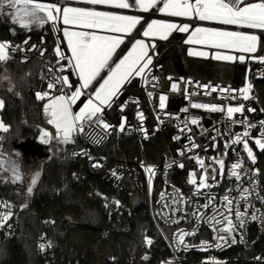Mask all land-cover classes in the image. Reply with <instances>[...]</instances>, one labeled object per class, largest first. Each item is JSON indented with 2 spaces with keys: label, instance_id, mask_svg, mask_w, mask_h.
Masks as SVG:
<instances>
[{
  "label": "built area",
  "instance_id": "1",
  "mask_svg": "<svg viewBox=\"0 0 264 264\" xmlns=\"http://www.w3.org/2000/svg\"><path fill=\"white\" fill-rule=\"evenodd\" d=\"M51 3H59L62 6L73 7H95L98 11H111L117 14L123 15H138L142 16L141 24L133 31L129 36H125L124 43L116 51L112 57V66L115 65L119 57L127 50L134 39L141 38L145 40L148 45L155 44L153 50L149 47V55L153 57L152 64L149 69L145 70L142 76H135L133 74L130 77V82L125 81L120 87L118 97L114 99L111 107H105L103 118L104 120L113 125V128L109 129L107 133L102 128H97L96 135L100 137L99 142L87 135L77 136L75 139L79 142L80 146L74 148L70 152L72 158H77L85 162L86 171L92 176L100 177L105 183L114 188L123 187V182L128 180L134 188L143 192L146 195L148 201V211L150 218L157 229L159 236L167 246L170 256L167 260L161 262V264H181L184 258L180 257L179 253H199L203 255V258L197 262V264H206V262H219V264H226L229 262H252V263H264V248H259L264 244V222L257 220L252 221L250 219L251 213L255 209H261V213H264V204L255 198L253 195L252 200L253 207L248 208V216L243 228H238L236 234V243L224 247H215L216 240L214 237L217 235L210 224L200 222L198 223L196 218L192 215L194 212L204 213V215L212 216L213 212L211 208L204 209L200 207L206 203L205 197L208 194L214 195L216 201L214 202L216 207L222 205V197L226 194L228 189H233L227 194L234 200H239V190L236 188L237 182L234 177H229L228 172L230 166L237 159L244 161L243 168L240 169L244 172L245 169L253 170L258 169L260 175L253 178L258 180V191L261 195H264V151H261L254 143L253 139H249V146L252 147L254 155L256 157V163L252 164L249 161L246 152L243 151L242 144H232L230 148L225 149V143L231 144L234 139V133H241L245 129L242 125L232 124L230 120L226 118V114L223 112H209L202 108H192L191 103H209L217 104L220 106H238L243 103L245 108L253 107L257 109L255 112H245L248 121L257 125L256 128L250 130V136L259 138V121L264 120V63L258 60L250 59L252 54L240 53L230 50H219L224 54L233 56L245 55V61L241 62L238 59L234 61H217L211 58L217 49L194 45L196 49H201L209 53L208 57L201 56H189V45L184 43L187 38V33H180L173 31L167 40H160L157 38H144L141 33L152 19H161L167 22H175L177 24L188 23L192 27H214L229 31H247L257 35H261L264 39V33L261 30L256 29H241L237 26L222 25L213 21H198L189 20L181 17H171L161 13L158 8L162 5H158L157 9L150 10L147 13L141 12L137 8L131 9H114L109 6H92L86 5L77 0H48ZM142 25V26H141ZM141 26L139 34H135ZM63 25L60 23L57 25V31H53L51 23L45 24L37 30H28L22 32L17 39H10L3 42H9L13 46H19L18 50L14 53H10L14 57L11 59L23 65H26L32 61H38V74L34 84V93L41 91L46 85V81L41 79V76H50L47 68L50 66H57V57L55 55V48L58 41L60 42L61 50L68 56L70 51L67 49L65 38L63 37ZM192 29V28H191ZM90 31V30H87ZM91 32V31H90ZM27 41V43H24ZM32 46H35L34 50ZM46 50L45 54L41 56L40 51ZM155 53V54H154ZM264 53L257 52L255 55L259 56ZM25 61V62H22ZM62 64H66V61H61ZM72 81H77V76L72 73L71 69H68L65 73L69 74ZM108 70L105 69L101 76L86 90L85 96L81 97L82 101H85L94 92V89L99 86L103 81L101 77L107 76ZM171 77V80L169 79ZM191 80L192 83L188 84L186 81ZM175 82L179 85V90L176 92L171 91V84ZM208 84L218 88H228L236 90L233 92L221 93L219 91L212 92L211 95H205V89L197 87V85ZM252 85L250 92V98L245 101L242 98L231 99L232 95L239 96V91L242 88ZM187 89V92H185ZM151 92L150 97L148 93ZM199 93V95H191L190 93ZM166 95L168 99L165 102V108L159 107V96ZM81 101L78 102L76 108L81 105ZM187 108V111L184 109ZM143 113V120L139 119L138 114ZM236 119H243L240 114H235ZM192 118L199 120L198 125L190 124ZM124 123V130H119V125ZM188 122V131L185 128V123ZM184 128V131L181 129ZM89 129L86 127L85 132ZM112 135H124L132 137L135 140L138 156L131 161H114L110 156L103 152V148L108 139ZM175 137H180L179 140ZM192 137V141L188 139ZM215 137V140L212 138ZM156 138H160L164 143V151L156 156V160L149 162L145 159L144 147L146 144L154 146L157 144ZM195 142L199 145L197 148H190L191 143ZM3 144L0 141V153L2 152ZM190 149V150H189ZM227 151V155L224 153ZM183 152V155H181ZM74 153H77L74 155ZM80 153H86L80 154ZM193 156H199L205 161V165L209 166V176L212 174V168H218V165L213 164V158L224 159L225 172L224 176H217L218 184H215L212 180L208 182L213 184V187L202 189L201 195H195V186L188 183L189 174L193 171L197 173L196 179L199 183L202 169L196 163ZM183 163L184 167L180 168L179 165ZM94 164H99V167H94ZM147 167L154 169V175L152 176L151 190L149 187V173L145 171ZM180 171L184 173L182 178V184L176 185L170 180V172ZM115 171L116 176L112 173ZM174 175V174H173ZM177 175V174H176ZM180 179L179 176H176ZM242 187H250L247 177L243 178ZM178 194L189 203H181L179 205L180 211L172 213L171 208L177 207L171 205L169 208L162 206L160 194L166 193L170 203V197L173 194ZM236 207V205H234ZM241 210H244V202H240ZM6 209L0 207V213L5 212ZM13 215L11 218L4 222L3 227H0L5 236H10L14 233L16 227L14 221L19 213L18 210L11 208ZM261 213H257L260 215ZM234 219V217H233ZM170 221H179L178 223H172ZM219 227V226H217ZM166 229L167 232H164ZM181 229L191 232L193 229H198L195 235L187 236L185 242L191 247L184 249L183 247L177 248L175 246L174 236ZM113 232L127 233V228L119 226H112ZM109 231H107L108 233ZM241 236L243 237L241 241ZM198 239L195 241L194 239ZM201 241H207L211 247L201 250ZM50 242L51 247H46L41 250L40 244H48ZM144 247V246H143ZM145 248V247H144ZM54 244L44 234L39 238V250L44 259V264H56L53 254ZM221 256V254H226ZM257 257L262 259L257 260Z\"/></svg>",
  "mask_w": 264,
  "mask_h": 264
},
{
  "label": "snow or ice",
  "instance_id": "2",
  "mask_svg": "<svg viewBox=\"0 0 264 264\" xmlns=\"http://www.w3.org/2000/svg\"><path fill=\"white\" fill-rule=\"evenodd\" d=\"M77 2L92 5V6H109L114 9H131L137 8L141 12L147 13L150 10L157 9L158 5H162L158 8L161 13H164L171 17L187 18L189 20L198 21H213L222 25L237 26L241 29H256L261 30L264 33V0H258L256 3H246L245 0H77ZM5 7L15 9V21L24 29H30L33 25L43 27L47 23H51L53 31H57V25L62 23L63 37L67 41V49L71 55H66L60 47L58 41L55 48V55L58 58L56 61L57 66H50L47 68L50 76H41L42 80L46 81V85L43 90L36 91L35 96L38 101H46L43 105V113L46 117V122L51 125L55 130L53 132L41 128L40 141L44 144H50L56 141L57 144H70L75 142V138L80 135H87L96 139L99 142L100 137L96 135V129L102 128L105 133L109 129L113 128V125L107 123L103 118L105 107H111L112 102L118 97L119 89L121 85L128 81L130 77L142 76L145 70L149 69L152 64L153 57L149 55V47L155 49V44L148 45L143 39H134L131 42V49L128 54L115 63L112 66V57L116 49L124 43V37L129 36L141 24L142 16L138 15H123L117 14L111 11H98L95 7H73L62 6L59 3H48L44 0H0V11ZM67 26H74L83 29H102L111 33H119L122 35H98L95 32L90 31H74L70 30ZM192 28L191 34L184 41L186 44L204 45L210 48L217 49L211 58L217 61H245V55L233 56L227 55L219 50H230L240 53L252 54L249 58L258 60L264 63V54L256 56L259 51L264 53V39L261 35L250 33L247 31H229L214 27H192L188 23L177 24L172 22H166L162 20H152L147 23V26L142 31L143 37H155L160 40H167L173 31L189 32ZM24 43H27L25 41ZM19 46H13L9 42H0V64L7 63L9 60L14 59L10 53H14L18 50ZM35 46H32L34 50ZM46 50H41L40 54L43 56ZM155 54V53H154ZM189 56H201L208 57L209 53L206 51H194L188 49ZM61 61H66V64H62ZM25 62V61H22ZM71 69L72 73L77 76V81H72L69 74L65 73ZM107 69V78L101 77L103 83L99 84V87L94 89V92L89 96L86 101H82L81 97L85 96L86 90L90 88L94 81L101 76V73ZM0 79H7V77H0ZM171 80V77H169ZM191 84L192 81H186ZM197 87L205 89V95H211L212 92H233L236 90L228 88L213 87L208 84L197 85ZM9 91L12 89L9 88ZM179 90V85L175 82L171 84V91L176 92ZM252 85L242 88L239 91V96L232 95L231 99L235 100L242 98L247 101L250 98V92ZM187 92V89H185ZM148 95L151 97L152 93ZM191 95H199V93H190ZM168 99L166 95L159 96L160 109L165 108V102ZM77 101H81L82 106L78 111H73V106L77 104ZM192 108H202L209 112H223L226 114V118L232 122V124L242 125L245 129L241 133H234V139L231 144L225 143V149L231 147L232 144H242L243 151L246 152L249 161L252 164L256 163V157L254 155L252 147L249 146V139H253L255 145L264 151V120L259 121V138L250 136V130L256 128L257 125L248 121L247 116L244 113L257 111L253 107L245 108L243 103L238 106L228 105L226 107L217 104L209 103H191ZM4 108V101L0 99V110ZM188 109L185 108L184 111ZM261 111H264L262 109ZM235 114H240L243 119H236ZM139 119L143 120V113L138 114ZM190 124L198 125L199 120L192 118ZM89 131L86 133L85 128ZM185 128H188V122L185 123ZM9 126L5 125L3 120L0 119V131L9 132ZM119 130H124V123L119 125ZM185 129L182 128L181 131ZM179 140L180 137H175ZM192 141V137H188ZM215 140V137L212 138ZM3 137H0V141ZM199 147L194 141L191 143L190 148ZM190 150V149H189ZM77 153H74V155ZM85 154L86 153H80ZM3 153H0L2 156ZM19 156V153H16ZM183 155V152H181ZM224 155H227L225 151ZM194 159L202 169L199 183H197V173L195 171L190 173V179L188 183L195 186V195H201L202 189L211 188L213 184L208 181L212 180L215 184H218L217 176H224L225 161L224 159L213 158V164L218 165V168H212V174L209 176V166L205 165L203 158L199 156H193ZM7 165V167H5ZM244 161L237 159L230 166L228 175L234 177L237 182L236 188L239 190V200H234L227 193L233 189H228L226 194L222 197V205L216 207L214 202L216 197L208 194L205 199L206 203L200 207L204 209L211 208L213 215L205 216L204 213L194 212L192 215L196 218L197 222L208 223L212 226L213 231L217 233L214 237L215 247L220 248L229 245V242L236 243V234L238 228H243L248 216V208L253 207L252 200L253 195L264 204V195H261L257 190L259 187L258 180L254 179V176H259V170L245 169L243 168ZM94 167H99V164H94ZM180 168L184 167V164L179 165ZM149 173V187L151 190L152 176L154 175V169L147 167L145 169ZM3 172H11V182L16 183L22 180L19 172V163L11 159H0V180L3 178ZM39 173L37 172L32 178L27 193L32 194L34 186L37 184ZM116 176L115 171L112 173ZM247 177L250 187H242L243 178ZM162 206L165 208L176 205L177 207L171 208L172 213L180 211L179 205L183 203H189L185 201L182 196L173 194L170 197V203L166 193L160 194ZM244 202V210H241L240 202ZM119 203V202H116ZM236 205V207H234ZM26 206V205H25ZM0 207L6 209L5 212L0 213V227H3L4 222L8 221L13 215L11 208L12 205L6 201H0ZM261 213V209H255L250 219L252 221L260 220L264 222V213ZM234 217V219H233ZM172 223H178L179 221H170ZM54 223V221L52 222ZM219 226V227H217ZM198 229H193L191 232L181 229L175 234V246L179 249L183 247L187 249L191 247L185 242L187 236L196 234ZM243 237L241 236V241ZM150 245L151 240H147ZM207 241H201L199 247L204 250L211 247ZM46 247H51L50 242L46 245L40 244L41 250ZM147 259V257H145ZM257 260L262 259L257 257ZM172 264V262H168ZM206 264H219V262H206Z\"/></svg>",
  "mask_w": 264,
  "mask_h": 264
},
{
  "label": "trees",
  "instance_id": "3",
  "mask_svg": "<svg viewBox=\"0 0 264 264\" xmlns=\"http://www.w3.org/2000/svg\"><path fill=\"white\" fill-rule=\"evenodd\" d=\"M22 32L1 19V42L17 39ZM4 66L12 90L0 89V99L4 101L0 119L10 128L7 133L0 132L2 152L17 157L16 151H19L22 155L19 159L23 160V157L36 155L38 146L45 150L52 148L42 152L44 161L31 195L26 194L24 182L0 180V201L10 203L19 211L12 235L5 236L0 228V264H44L39 250V238L44 234L54 244L56 264H161L167 260L170 252L150 218L143 192L126 179L123 187L114 188L100 177L90 175L83 160L70 156L71 150L80 146L76 139L60 150L53 148L55 141L46 146L38 143L41 128L54 134L44 118L42 102L34 93L38 61L23 65L9 60ZM155 140L156 145L144 147L145 159L149 162L164 151L162 140ZM103 152L114 161H131L138 156L135 140L124 135L110 136ZM184 176L176 170L169 175L176 185L182 184ZM112 226L127 228L128 232H113ZM147 240H151L150 245ZM259 248H264V244ZM178 255L184 258L181 264H197L203 258L202 254L193 252Z\"/></svg>",
  "mask_w": 264,
  "mask_h": 264
},
{
  "label": "rangeland",
  "instance_id": "4",
  "mask_svg": "<svg viewBox=\"0 0 264 264\" xmlns=\"http://www.w3.org/2000/svg\"><path fill=\"white\" fill-rule=\"evenodd\" d=\"M44 2H48V3H51V2H49L48 0H44ZM252 3V2H251ZM256 3V2H255ZM164 14V13H163ZM1 19H2V21H3V23L4 22H6V21H8L9 23H11L12 25H14V26H18V28H21V30H23V31H28V30H37V29H39L40 28V26H38V25H33L30 29H24V28H22L16 21H15V9H12V8H8V7H5L2 11H0V21H1ZM152 20H161V19H157V18H155V19H152ZM151 20V21H152ZM150 21V22H151ZM162 21H164V20H162ZM149 22V23H150ZM167 22V21H166ZM172 23H175V22H172ZM62 24V23H61ZM63 25V24H62ZM64 26V25H63ZM65 27V26H64ZM67 27H69V29L70 30H74V31H87V30H90L91 32H95L96 34H98V35H122V34H119V33H111V32H108V31H106V30H102V29H83V28H79V27H74V26H67ZM191 31H192V29L190 28V30H189V32H184V33H187L188 35H187V38H188V36L191 34ZM180 33H182V32H180ZM141 35H142V33H141ZM143 37V36H142ZM144 38H155V37H144ZM186 38V39H187ZM137 39H141V38H137ZM157 39H159V38H157ZM65 41H66V39H65ZM124 41H125V37H124ZM1 42V41H0ZM134 42V41H133ZM66 44H67V41H66ZM122 45V44H121ZM120 45V46H121ZM187 45H189V48H191V49H193L194 51H204V50H201V49H196V48H194L193 46L194 45H197V44H187ZM120 46L116 49V51L120 48ZM199 46H204V45H199ZM205 47H207V46H205ZM188 48V49H189ZM131 49V45L127 48V50L119 57V59L117 60V62L116 63H118L119 62V60L120 59H122L124 56H126L127 54H128V52H129V50ZM116 51H115V53H116ZM114 53V54H115ZM71 54V53H70ZM227 55H229V54H227ZM193 56H195V55H193ZM0 77H7V79H0V89H2L3 87H7L8 89L9 88H11V80H10V78H9V74H8V71H7V69H6V67L4 66V64H0ZM105 78H107V76L105 77ZM101 83H103V81L101 82ZM124 84V83H123ZM122 84V85H123ZM121 85V86H122ZM99 87V86H98ZM86 101V100H85ZM42 102V108H43V105H44V103L46 102V101H41ZM78 102L79 101H77V104H78ZM76 104V105H77ZM76 105H74L73 106V111L75 112V111H78V109L76 108ZM82 106V104L79 106V107H81ZM1 111V110H0ZM44 114V113H43ZM44 118H45V120H46V117H45V115H44ZM51 126V125H50ZM52 127V126H51ZM54 130V129H53ZM0 132H2V131H0ZM54 132H55V130H54ZM37 141H38V143H40L41 145H44V146H46V145H48V144H44V143H42L41 141H40V134L38 135V138H37ZM55 144L56 145H54V147L53 148H55L56 150H60V149H62L65 145L64 144H57V142L55 141ZM51 148H52V146L51 147H49V149H47V150H45V149H43L42 148V152H46V151H51ZM17 153H19V151H16ZM17 156V155H16ZM19 156L20 157H22V155H20V153H19ZM19 156H17V157H13V156H9V155H7V154H5V153H3V155L2 156H0V159H4V160H8V159H11V160H13V161H17L18 163H19V172H20V175H21V177H22V180L21 181H19V182H16V183H18V184H21L22 182H24L25 183V186H26V194H28L27 193V188L29 187V185H30V182H31V180H32V178L34 177V175L38 172V173H40V168H41V165H42V163H43V161H44V157H43V155H41V156H39V155H32V156H30V157H23V160H20L19 159ZM20 163L22 164L21 165V167H20ZM5 167H7V165H5ZM2 176H3V178L4 179H6L7 181H10L11 182V172H3L2 173ZM189 179H190V174H189ZM2 181H4V180H2ZM148 202V201H147Z\"/></svg>",
  "mask_w": 264,
  "mask_h": 264
},
{
  "label": "water",
  "instance_id": "5",
  "mask_svg": "<svg viewBox=\"0 0 264 264\" xmlns=\"http://www.w3.org/2000/svg\"><path fill=\"white\" fill-rule=\"evenodd\" d=\"M38 152H40L41 155H43L41 146H38Z\"/></svg>",
  "mask_w": 264,
  "mask_h": 264
},
{
  "label": "bare ground",
  "instance_id": "6",
  "mask_svg": "<svg viewBox=\"0 0 264 264\" xmlns=\"http://www.w3.org/2000/svg\"><path fill=\"white\" fill-rule=\"evenodd\" d=\"M142 26V25H141ZM141 26L138 30H136L135 34H139L140 33V30H141Z\"/></svg>",
  "mask_w": 264,
  "mask_h": 264
},
{
  "label": "flooded vegetation",
  "instance_id": "7",
  "mask_svg": "<svg viewBox=\"0 0 264 264\" xmlns=\"http://www.w3.org/2000/svg\"><path fill=\"white\" fill-rule=\"evenodd\" d=\"M36 155H39V156H41V153H40V152H37V153H36Z\"/></svg>",
  "mask_w": 264,
  "mask_h": 264
},
{
  "label": "crops",
  "instance_id": "8",
  "mask_svg": "<svg viewBox=\"0 0 264 264\" xmlns=\"http://www.w3.org/2000/svg\"><path fill=\"white\" fill-rule=\"evenodd\" d=\"M18 27V26H17ZM21 29V28H20ZM23 31V30H22ZM24 32V31H23Z\"/></svg>",
  "mask_w": 264,
  "mask_h": 264
}]
</instances>
